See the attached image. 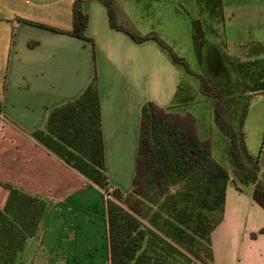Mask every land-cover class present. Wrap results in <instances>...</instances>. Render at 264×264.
<instances>
[{
	"label": "crops",
	"instance_id": "1",
	"mask_svg": "<svg viewBox=\"0 0 264 264\" xmlns=\"http://www.w3.org/2000/svg\"><path fill=\"white\" fill-rule=\"evenodd\" d=\"M75 1L0 0V182L50 202L40 234L21 252H31L29 264H109V247L105 195L28 133L44 131L48 113L78 98L96 74L106 173L112 186L127 193L143 104H179L173 97L180 71L152 41L136 43L113 29L99 0H81L89 40L57 32L72 29ZM113 1L117 18L146 35L130 17L139 4L164 0ZM221 1L236 58L264 59V0ZM257 96L243 125L253 156L264 141V95ZM196 129L207 139L198 121ZM227 171L223 219L210 235L212 264H264V210L252 199L253 185L240 184ZM7 196L0 186V208Z\"/></svg>",
	"mask_w": 264,
	"mask_h": 264
},
{
	"label": "trees",
	"instance_id": "2",
	"mask_svg": "<svg viewBox=\"0 0 264 264\" xmlns=\"http://www.w3.org/2000/svg\"><path fill=\"white\" fill-rule=\"evenodd\" d=\"M99 1L113 29L136 43L152 41L173 64L191 72L153 32L139 35L116 25L113 0ZM195 2L200 11H221V0ZM87 19L81 0H76L72 29L56 31L89 40ZM203 45L201 22L193 20L192 46L199 63ZM223 58L233 73L234 88L197 74L199 92L211 99L213 122L228 140L232 176L242 185H253L252 199L264 210V141L260 155H250L243 130L250 101L264 95V59L242 61L226 54ZM28 136L105 195L109 264L213 263L210 235L223 219L230 174L212 158L211 141L199 137L193 115L152 101L143 104L135 172L127 193L112 186L106 173L96 74L78 98L48 113L44 131ZM0 186L8 191L0 208V264H15L28 242L40 234L50 202L6 183Z\"/></svg>",
	"mask_w": 264,
	"mask_h": 264
},
{
	"label": "rangeland",
	"instance_id": "3",
	"mask_svg": "<svg viewBox=\"0 0 264 264\" xmlns=\"http://www.w3.org/2000/svg\"><path fill=\"white\" fill-rule=\"evenodd\" d=\"M130 19L142 31L153 32L176 57L184 60L190 73L185 72L182 66L173 64L168 53L160 49L182 76L173 97L174 102L182 103L169 108L181 114L193 115L195 122L198 121L204 127L207 139L211 141L212 158L229 170L231 165L225 150L228 140L216 128L212 117V101L199 92V81L196 77L197 74L203 75L224 88L235 86L233 73L225 63L223 55L240 58V53L233 43H228L220 13L218 10L212 13L200 11L195 0H164L139 4ZM113 20L116 25L139 34L131 26V21L121 22L115 14ZM193 20L201 22L204 32L201 63L198 62L192 46ZM257 97H253L250 104ZM30 255L31 252L27 250L21 253L16 264H29Z\"/></svg>",
	"mask_w": 264,
	"mask_h": 264
}]
</instances>
